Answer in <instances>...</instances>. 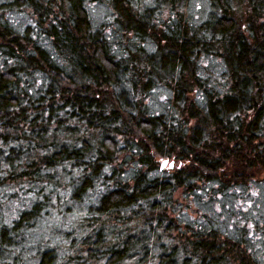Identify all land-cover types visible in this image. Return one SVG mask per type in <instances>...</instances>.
<instances>
[{
    "label": "trees",
    "instance_id": "16d2710c",
    "mask_svg": "<svg viewBox=\"0 0 264 264\" xmlns=\"http://www.w3.org/2000/svg\"><path fill=\"white\" fill-rule=\"evenodd\" d=\"M188 2L0 0V264H264V0Z\"/></svg>",
    "mask_w": 264,
    "mask_h": 264
},
{
    "label": "rangeland",
    "instance_id": "374dc122",
    "mask_svg": "<svg viewBox=\"0 0 264 264\" xmlns=\"http://www.w3.org/2000/svg\"><path fill=\"white\" fill-rule=\"evenodd\" d=\"M146 1L148 2L150 0ZM188 1L187 5L190 7L191 14L193 15V21L200 22L204 20L209 11V0ZM89 7L92 17L97 22H101L104 18H106L107 10L104 5L91 3L89 4ZM167 10L168 9L165 7L161 15H164V12ZM206 61L204 62L208 65L213 62L210 67H220V62L218 60ZM215 71L218 70L215 69ZM167 95H169L167 89L158 88L152 95V101L156 102L157 105H160L161 99H164ZM168 163L169 161L166 160L161 161L162 167L168 166ZM171 166H173V163H171ZM212 210H223L229 217L232 216V214L240 218L242 216V219H245L247 222L251 220H259L262 223L264 222V185L254 183L249 187H239L237 189L230 190L221 201L217 202L215 206H213ZM262 230H264V227ZM261 235L262 236L259 237L255 246L258 247L257 252L259 256L264 259V232H261Z\"/></svg>",
    "mask_w": 264,
    "mask_h": 264
},
{
    "label": "snow or ice",
    "instance_id": "6c2138e0",
    "mask_svg": "<svg viewBox=\"0 0 264 264\" xmlns=\"http://www.w3.org/2000/svg\"><path fill=\"white\" fill-rule=\"evenodd\" d=\"M165 163H167V162H165Z\"/></svg>",
    "mask_w": 264,
    "mask_h": 264
}]
</instances>
